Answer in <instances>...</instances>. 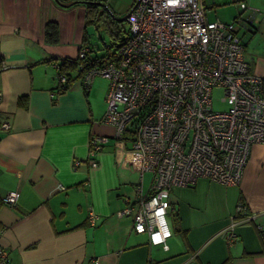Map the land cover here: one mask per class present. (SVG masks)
Masks as SVG:
<instances>
[{"label":"crops","instance_id":"obj_1","mask_svg":"<svg viewBox=\"0 0 264 264\" xmlns=\"http://www.w3.org/2000/svg\"><path fill=\"white\" fill-rule=\"evenodd\" d=\"M72 1L0 0V124L9 123L0 127V198L19 192L15 205L0 202V264H264V142L251 146L239 184L200 177L171 189L167 249L135 232L132 214L117 215L151 173L140 182L130 142L100 122L105 77L85 88L73 70L57 91L55 64L92 46L85 6L64 5ZM48 21L58 25L53 42ZM250 69L264 77V66ZM94 134L108 140L91 155Z\"/></svg>","mask_w":264,"mask_h":264},{"label":"built area","instance_id":"obj_2","mask_svg":"<svg viewBox=\"0 0 264 264\" xmlns=\"http://www.w3.org/2000/svg\"><path fill=\"white\" fill-rule=\"evenodd\" d=\"M240 6L246 8L244 2ZM251 21L240 15L228 22L208 20L203 0H138L115 56L81 79L85 88L97 74L108 80L100 122L114 127L117 141L130 142L140 182L144 172L151 173L147 190L137 184L134 200L127 199L117 215L132 214L134 231L164 249L172 234L166 218L171 189L200 177L239 184L251 146L264 142V78L251 71L238 34L240 27L251 30ZM66 79L57 73L59 83ZM214 88H222L224 109L213 107ZM107 140L92 135L89 153ZM18 196L10 190L0 201L15 205ZM5 258L0 249V261Z\"/></svg>","mask_w":264,"mask_h":264},{"label":"rangeland","instance_id":"obj_3","mask_svg":"<svg viewBox=\"0 0 264 264\" xmlns=\"http://www.w3.org/2000/svg\"><path fill=\"white\" fill-rule=\"evenodd\" d=\"M240 2H244L246 4V8L244 10L241 8ZM121 3L122 0H107L106 7L113 12L112 9L116 6L117 10L113 13L116 16H122L131 7L121 6ZM203 3L206 7V18L208 20L220 19L224 22H228L238 15H240L241 18L249 17L252 20V29L247 31L244 27H240L238 29V34L244 43V54L245 58L249 62V66H251L252 62H256L258 65L264 66V0H203ZM116 25L119 29L118 34L120 36L124 35V32L128 28L127 20L117 21ZM88 32L90 33V41L93 47L98 46L100 50L103 51V44H110L111 39L109 34L102 27L99 31L94 32L93 24L89 23ZM98 35L101 37V40L98 38ZM111 51H114L113 46H111ZM98 80H101L102 83L105 82L104 79L100 78V75H96L94 83ZM222 96V88H214L212 90L211 99L215 109H224L226 107V104L221 100ZM148 177L149 172L145 173L144 176L147 182L149 180ZM166 218L167 220L169 219L168 214L166 215Z\"/></svg>","mask_w":264,"mask_h":264},{"label":"trees","instance_id":"obj_4","mask_svg":"<svg viewBox=\"0 0 264 264\" xmlns=\"http://www.w3.org/2000/svg\"><path fill=\"white\" fill-rule=\"evenodd\" d=\"M98 0H73L68 6H71L75 3H83L85 6V17L87 19V23H92L93 26L96 27L97 31H99V27H102L105 31L108 32L109 37L111 39L109 45L103 44L104 50H100L98 46L93 47L91 45H80L79 50L82 47H87L85 54L83 57H79V50L78 54L75 58H66L62 59L58 65V74H70V71L77 70V76L83 77L84 74L92 67L96 65H102L106 63L108 60L112 59L115 56V50L117 49L119 43L124 39L125 34L120 36L119 29L116 25L117 21L112 20L107 11L99 6L96 2ZM103 1V0H101ZM67 6V5H66ZM58 25L56 22L48 21L44 27V34L48 41H56L58 39ZM98 38L101 40V37L98 35ZM86 37L84 41H86ZM111 46L114 47V51H111ZM1 65V59H0ZM81 65V69H78V66ZM70 81V75H67V79L64 83L58 82L57 91H62L68 87V83ZM1 199V198H0ZM1 202V201H0ZM243 205L242 203H240Z\"/></svg>","mask_w":264,"mask_h":264},{"label":"water","instance_id":"obj_5","mask_svg":"<svg viewBox=\"0 0 264 264\" xmlns=\"http://www.w3.org/2000/svg\"><path fill=\"white\" fill-rule=\"evenodd\" d=\"M137 1L138 0H136L135 1V3L133 4V6L137 3ZM94 2H96L99 6H101V7H103L106 11H107V13H108V15H109V17L112 19V20H114V21H123V20H127V16L129 15V13H130V11H131V9H132V7L125 13V14H123L122 16H116L111 10H109V8L107 9V7H106V3L104 2V1H101V0H98V1H94ZM64 5H68V4H64Z\"/></svg>","mask_w":264,"mask_h":264}]
</instances>
